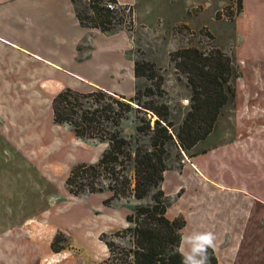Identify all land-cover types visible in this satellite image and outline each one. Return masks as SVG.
Segmentation results:
<instances>
[{"label":"crops","instance_id":"obj_1","mask_svg":"<svg viewBox=\"0 0 264 264\" xmlns=\"http://www.w3.org/2000/svg\"><path fill=\"white\" fill-rule=\"evenodd\" d=\"M116 1L145 8L155 0ZM161 2L185 11L200 6L204 10L210 3H216L215 9L231 4ZM144 14L141 22L146 25ZM218 22L224 34L221 50L236 63L230 122L221 132L215 131L216 122L206 138L183 152L178 166L163 172L166 215L186 221L181 252L188 249L182 247L184 236L210 231L216 236L212 249L218 264H264V0H242L237 15H223ZM133 48L127 31L104 33L80 24L71 0H0V115L37 117L26 120L35 125L27 128L36 135L43 124L38 110L52 120L51 100L64 88L131 97L139 79L133 71ZM45 212L47 208L31 217ZM3 219L0 264H36L38 246L20 242L17 225H6L5 215ZM5 235L13 242H5Z\"/></svg>","mask_w":264,"mask_h":264},{"label":"rangeland","instance_id":"obj_2","mask_svg":"<svg viewBox=\"0 0 264 264\" xmlns=\"http://www.w3.org/2000/svg\"><path fill=\"white\" fill-rule=\"evenodd\" d=\"M87 2L88 0H78L75 4L76 10L82 13L87 11ZM212 4L204 10L200 6L185 11L179 8L170 9L171 5L155 0L145 8H130L133 11L132 13L129 10L131 21L126 9L115 14L114 28L110 32L127 31L134 45L135 59L154 63L157 72L163 76L162 88L165 94L161 98L155 97L154 100L168 104L169 119L175 126L180 123L188 109L190 90L186 86L185 76L176 72L170 62L169 53L187 46L202 50L223 47L222 22L218 21L223 15L227 16L226 7L215 9L216 3ZM230 5L234 11L235 1L231 0ZM149 7L152 10H148ZM144 13L148 14L146 25L144 21L141 22ZM185 21L190 23L189 27L184 24ZM210 32L216 33L213 34L217 41L208 36ZM229 57L234 67V59L230 55ZM149 83L145 77H140L135 88L143 90ZM230 106L231 101L222 108L216 121V132H221L224 126L228 129ZM38 114L43 115L38 117L43 124L39 123L40 128L36 135L27 128L35 125L32 122L27 123L26 120L34 121L37 117L0 115V229L5 215L6 225H17L20 242L22 239L23 244L38 246L35 249L38 254L36 264H100L108 254L106 246L99 239L101 233H112L128 226L126 215L132 213L136 206L150 204L152 192L139 200L121 197L110 206H105L102 202L111 195L108 189L82 196L70 194L64 183L69 171L78 163L96 162L107 145L95 139L76 137L71 126L55 124L51 117H45V110L43 113L38 110ZM149 115H146L147 119ZM126 117L119 127L121 134L131 140L139 135V144L149 148V137H144L136 130V126L142 123L140 117L145 115L132 110ZM153 119L152 116L151 126ZM165 157L168 166H178L180 159L173 147L169 148V154ZM124 172L129 177L133 176L130 163ZM101 181L107 183L104 178ZM46 208L48 212L44 215L31 217ZM56 233H62L65 240L64 248L54 253L50 251L48 243ZM113 239L121 245L125 243L121 237ZM4 241H7L6 235ZM10 242L13 241H7Z\"/></svg>","mask_w":264,"mask_h":264},{"label":"trees","instance_id":"obj_3","mask_svg":"<svg viewBox=\"0 0 264 264\" xmlns=\"http://www.w3.org/2000/svg\"><path fill=\"white\" fill-rule=\"evenodd\" d=\"M71 1L76 4L78 0ZM234 1V11L231 5L226 7V15L231 18L241 11L242 0ZM87 3V11L76 10L80 24L104 33L112 31L116 13L105 7V0H88ZM208 36L213 37L211 33ZM169 60L176 72L185 76L190 90L188 109L177 126L169 119L168 104L154 100L165 94L163 76L154 63L143 59L134 60V76L145 77L150 83L143 90L135 88L131 97L102 89L79 92L67 87L51 100L55 124H67L76 137L95 139L107 145L96 162H81L69 171L64 183L70 194L82 196L108 189L111 195L102 202L110 206L121 197L139 200L152 192L150 204L136 206L126 215L128 226L101 233L99 239L108 254L100 264H183L180 243L186 221L182 216L170 219L166 215L168 201L161 188L163 172L168 168L165 156L173 147L181 159L183 152L188 153L208 136L222 108L234 96L230 79L236 71L229 55L217 47L209 50L180 47L169 53ZM132 110L145 115L140 117L142 123L136 130L149 137V148L139 144V135L131 140L120 132L122 120ZM147 114L150 119L146 118ZM128 163L132 165V177L124 172ZM113 237H121L125 243H116ZM64 240L62 233H56L49 244L51 251H61ZM208 264H218L212 248L208 249Z\"/></svg>","mask_w":264,"mask_h":264},{"label":"clouds","instance_id":"obj_4","mask_svg":"<svg viewBox=\"0 0 264 264\" xmlns=\"http://www.w3.org/2000/svg\"><path fill=\"white\" fill-rule=\"evenodd\" d=\"M216 236L212 232H197L183 237V264H208V249L215 248Z\"/></svg>","mask_w":264,"mask_h":264},{"label":"built area","instance_id":"obj_5","mask_svg":"<svg viewBox=\"0 0 264 264\" xmlns=\"http://www.w3.org/2000/svg\"><path fill=\"white\" fill-rule=\"evenodd\" d=\"M105 7L111 11H114L115 13H119V11L121 10H131L130 8H132L131 6H128V5H124V4H121L119 2H117L116 0H105ZM133 13V11H132ZM127 16L129 17V20L131 21L132 19V16H131V13L130 11L128 12ZM185 103H187V100H184Z\"/></svg>","mask_w":264,"mask_h":264}]
</instances>
